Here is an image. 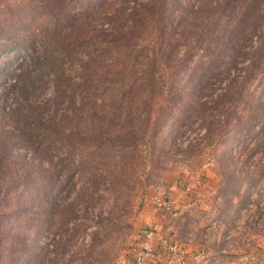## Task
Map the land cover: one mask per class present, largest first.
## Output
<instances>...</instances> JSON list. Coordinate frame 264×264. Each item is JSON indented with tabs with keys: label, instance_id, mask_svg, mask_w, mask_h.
Wrapping results in <instances>:
<instances>
[{
	"label": "rangeland",
	"instance_id": "obj_1",
	"mask_svg": "<svg viewBox=\"0 0 264 264\" xmlns=\"http://www.w3.org/2000/svg\"><path fill=\"white\" fill-rule=\"evenodd\" d=\"M21 1L1 0L10 6L0 7V61L12 72L29 53L18 41L38 28L30 24L32 15L14 10ZM112 65L111 59L108 77L90 83L72 61L65 67V93L58 98L48 77L28 100L32 114H43L39 143L46 155L33 159L5 206L15 203L6 210V232L0 231V264H129L157 202L170 205V241L186 252L188 264H264V130L258 119L241 125L258 115L254 104L264 101V78L247 83L245 104L214 111L227 80H211L196 96L184 80L187 64L173 80L184 83L178 96L163 82L148 86L147 73L139 71L130 88ZM30 70L24 64L17 72ZM2 84L0 108H13L23 99L6 95ZM124 123V145L105 141V132ZM163 259L176 264L166 253Z\"/></svg>",
	"mask_w": 264,
	"mask_h": 264
},
{
	"label": "trees",
	"instance_id": "obj_2",
	"mask_svg": "<svg viewBox=\"0 0 264 264\" xmlns=\"http://www.w3.org/2000/svg\"><path fill=\"white\" fill-rule=\"evenodd\" d=\"M3 4L0 0L3 9L10 6ZM14 10L32 15L30 24L36 23L38 28L18 41L20 48L28 45L29 53L16 71L6 69L9 62L0 61L3 91L23 99L15 100L13 108H6V104L0 108L2 232L9 226L6 210L15 203L5 206L12 201V192L22 185L17 180L27 178L33 159L46 155L39 143H43L45 135L43 114H32L28 100H33L31 97L48 77L55 80L58 98L65 93V67L72 61L80 64L81 78L90 83L94 77H108L110 69L106 66L112 59V66L119 68V82L128 79L132 88L135 80L142 77L136 72H144L148 86L163 82L168 94L178 96L184 93V83L175 86L173 80L189 64L184 80L191 82L196 96L208 88L211 80H227L228 85L213 101L214 111L245 104L242 98L248 96L247 83L256 77L264 78V0H26L16 4ZM24 64L31 70L17 72ZM113 78L111 75V81ZM254 108L258 115L256 112L241 125L248 127L258 119V129L263 131L264 101L257 100ZM114 118L110 120L113 123ZM126 125L115 124L119 128L110 135L105 132V141L124 145L129 139L123 137ZM95 144L99 145L98 141ZM262 144L260 139L254 145L253 155Z\"/></svg>",
	"mask_w": 264,
	"mask_h": 264
},
{
	"label": "built area",
	"instance_id": "obj_3",
	"mask_svg": "<svg viewBox=\"0 0 264 264\" xmlns=\"http://www.w3.org/2000/svg\"><path fill=\"white\" fill-rule=\"evenodd\" d=\"M155 205L161 211L168 212L170 210V205L165 202H157ZM154 234V231L149 227H144V229L140 231L139 236L141 241L131 247L130 252L133 257L132 262L129 264H158L165 253L173 257L172 260L176 264H188L186 252L182 250L179 251L168 237L159 236V250L161 251L158 250L157 254H154V252L151 251L150 244Z\"/></svg>",
	"mask_w": 264,
	"mask_h": 264
},
{
	"label": "crops",
	"instance_id": "obj_4",
	"mask_svg": "<svg viewBox=\"0 0 264 264\" xmlns=\"http://www.w3.org/2000/svg\"><path fill=\"white\" fill-rule=\"evenodd\" d=\"M153 213L148 216V223L146 226L151 228L154 231V237L150 241L151 244V251L154 252V254H157L158 247H159V236L168 237L171 240L173 239L172 232H170L171 228H169V225L167 224V221L165 220V216H168L170 212L161 211L159 209L152 210ZM141 241V238L139 237L138 242ZM162 260V259H161ZM159 261V264H166L168 262H165L166 260Z\"/></svg>",
	"mask_w": 264,
	"mask_h": 264
}]
</instances>
